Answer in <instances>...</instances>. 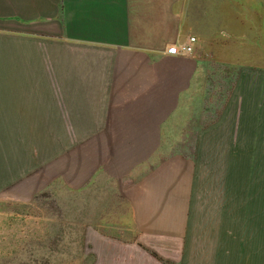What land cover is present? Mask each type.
Returning a JSON list of instances; mask_svg holds the SVG:
<instances>
[{
	"label": "crops",
	"instance_id": "obj_1",
	"mask_svg": "<svg viewBox=\"0 0 264 264\" xmlns=\"http://www.w3.org/2000/svg\"><path fill=\"white\" fill-rule=\"evenodd\" d=\"M0 15L64 34L49 126L82 223L170 263L240 264L250 188L264 207V0H0ZM189 38L192 55L167 54ZM23 95L0 91V128L24 122Z\"/></svg>",
	"mask_w": 264,
	"mask_h": 264
},
{
	"label": "rangeland",
	"instance_id": "obj_2",
	"mask_svg": "<svg viewBox=\"0 0 264 264\" xmlns=\"http://www.w3.org/2000/svg\"><path fill=\"white\" fill-rule=\"evenodd\" d=\"M38 21L40 33L31 17L0 15V91L24 94L19 99L25 104L24 122L0 128V264H175L135 242L101 240L93 226L82 223L87 219L81 216L80 193L66 192L60 177L64 130L49 126L50 76L64 73L54 58L49 62L48 45L63 41L64 34L49 17ZM34 39L42 41L39 59L28 47ZM17 162L24 176L10 183L9 168L15 173ZM258 164L264 168V161ZM262 179L264 184V174ZM259 201L250 188L245 254L231 258L240 264H264V207ZM231 211L235 223L238 211ZM239 211L244 223L245 210Z\"/></svg>",
	"mask_w": 264,
	"mask_h": 264
},
{
	"label": "built area",
	"instance_id": "obj_3",
	"mask_svg": "<svg viewBox=\"0 0 264 264\" xmlns=\"http://www.w3.org/2000/svg\"><path fill=\"white\" fill-rule=\"evenodd\" d=\"M196 42L195 38H189L187 43L179 45V46H171L167 50V54L170 56H177V55H186L190 56L193 54V46Z\"/></svg>",
	"mask_w": 264,
	"mask_h": 264
}]
</instances>
